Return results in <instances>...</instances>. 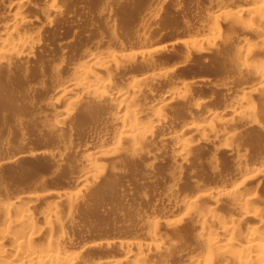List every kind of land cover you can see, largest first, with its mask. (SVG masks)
Returning <instances> with one entry per match:
<instances>
[{"label": "rangeland", "instance_id": "374dc122", "mask_svg": "<svg viewBox=\"0 0 264 264\" xmlns=\"http://www.w3.org/2000/svg\"><path fill=\"white\" fill-rule=\"evenodd\" d=\"M15 1H26L25 4H29L27 7L25 6V9H22L23 14L21 12L20 15L24 18V22L30 21L27 24L28 30L27 25L26 28L24 25L23 31L26 30L25 32L29 33L27 34L33 40L35 47H33V55L30 54L28 59H22V63L18 62L17 58L16 60L12 58V61H5L7 64L1 63L0 65V202L1 200L4 202L14 199L20 193L31 191L36 194L42 188H45L46 191L51 189L50 192H61L68 197L77 194V199L75 197L67 199L68 203H65V205L68 204L67 206H59L62 214L66 210L65 218L71 217L64 218L69 221L66 222L65 227L70 231L66 249L70 250L69 252L85 250L88 255L90 254L91 257H88L89 261L93 262L92 264H100L104 259L124 260L126 255L123 251L114 248L118 243L116 241L136 242L143 245L152 242L149 241L150 239L147 240L150 238L148 234L152 225L144 222V217L146 214L156 215L160 220L158 221V231L160 229L161 232H159L165 237H170V240H189L195 236L192 238L193 240H189L192 242H190L189 252L187 251L189 256L183 255V258H180L182 260L179 259L181 262L175 261V264H188L192 257L191 251L197 247L196 235H194L196 228H193L196 225L188 219V221L182 220L181 209L186 206L189 200L202 201L205 191L225 192L232 188L235 184L231 180H235L240 175L242 163L249 167L264 163V95H262L264 83L260 81V84L259 80H255L252 76L250 78L242 76V70H240L241 58L246 48L255 52L256 59L264 57L262 51V49L264 50V36L261 37L262 34L259 33V30L249 29L254 21L259 19V14H244L239 21L225 16L215 17L214 20L218 22L219 30L218 34L214 35L211 30L209 33L206 32L207 20L200 19L199 14H205L209 8L213 10L237 3V5L243 6L260 0H57V7L62 8L61 15L54 17L53 21L48 23L49 25L44 21L50 14L52 7L50 0ZM10 10L7 7L0 9V15L2 13L8 15L7 19L0 22L1 32L7 33L16 25V22L11 20L13 18H10L14 11L11 10L10 13ZM235 24L238 28L235 27ZM122 26L123 28H121ZM36 33H39L38 36ZM241 37L246 40H241ZM249 39L252 43L249 44V47H245L244 42ZM178 40L185 43L176 46L174 42ZM241 41L243 42L240 43ZM195 49H198L199 52ZM107 53L109 56L114 53L135 56L131 63L128 62L130 64L122 61L125 63H123L125 67H122L119 73L111 72L110 75L108 71H100L99 74L96 72L98 77H104L98 79H106L111 76L113 80L115 79V84L118 83V86L114 84L116 87L110 89V92L115 90L122 94L125 93V87L130 85L134 76L146 75L149 79L155 75L154 79H149L152 81L148 82L145 87H141V91L144 89L141 95L143 100L139 95V98L136 97L139 102L135 99L133 103L134 105L139 104V108L152 105L154 95H169L172 87L183 85V83L189 85L190 88L196 87L195 89L191 88L194 93L192 94L193 98L191 97L190 100L188 98L187 103L185 102L187 100L184 99L183 103L182 100L173 101L169 104L171 106L165 107L167 113L163 111L164 109L156 112L159 107L167 104V100H162L158 107H150V112L153 115L150 117L151 119L147 117L145 120L153 121V118L160 113L167 115V121L158 128L159 130L153 137L144 142L129 141L128 138L123 140L126 137H123L121 142L117 141L112 138V134L119 123L108 116L114 111L116 105L105 104V106L93 94H82L83 92L80 90L75 91L74 95H62L64 96L63 100L61 99L62 102L56 101V98H61V94H65L67 82L70 84L78 73L83 74L85 61L102 56L110 58ZM148 53L153 54L152 58L148 56ZM55 63L57 66L61 65L59 66L60 71L59 68L57 70L52 67ZM80 68L83 70L81 73ZM78 70L80 71L78 72ZM56 71L57 74H54ZM166 72H170V74L167 77H161V74ZM96 73L93 75L94 77H97ZM196 83L201 84L198 85L199 88ZM194 85L195 87H193ZM60 86L64 89H61ZM260 87L263 90H258ZM107 90L109 91V89ZM251 90L253 93H250L252 95L250 97L255 104L254 108L259 106L257 107L258 111L254 109L258 113L254 111L250 117L254 122L249 125L251 127L246 126L248 128L244 127V129L243 121H238L234 128L236 129L235 139L238 141L235 142L234 139L232 144L238 142L239 145L237 144L236 148L240 147L241 149L230 150L231 153L233 150H237L236 154L242 155L240 159L243 162L241 161L240 166L236 163L239 160V156L235 154L236 151L233 153L234 156L227 149L230 147V142L213 143L208 141V143L210 142L208 144L206 141V144L200 137L198 138L192 133L187 132L182 135L181 131L189 121L188 116H198L203 115L204 112H210L219 115L221 119L232 118L234 102ZM76 98H78V102ZM97 99L99 102L96 101ZM130 99L127 97V100L130 101ZM70 100H75L73 101L75 107L68 104ZM53 101L57 103H52ZM199 102L203 103L201 108H198ZM94 103L96 106L92 107L91 104ZM98 105L99 107H97ZM135 107L138 109L137 106ZM66 110L71 114H68L67 119L66 117L64 119L61 116ZM205 124L215 127L218 123L205 121ZM220 126L218 124L216 127L219 131L225 127L224 125ZM117 130L120 131V126ZM187 140L188 143H191V149L188 150L190 159L181 163V161L178 162L173 151L175 146ZM134 142L137 145H134ZM139 144L144 150L135 153L138 155L131 153L135 146H140ZM222 146H225L227 152L226 149L223 150ZM97 147L100 150L102 147L103 150L105 148L114 150L98 165V168H102L101 171H103L99 180L95 181L90 177L86 178L81 169L91 163L89 156L98 149ZM220 147L222 148L220 149ZM116 151L120 153L117 154ZM131 154L134 156L132 157ZM243 155L246 157L243 158ZM244 159L247 162H244ZM215 166L216 168H214ZM222 171L224 172L222 173ZM175 172L180 174V179L176 181V185L172 186L175 182L171 183L169 180L172 173ZM86 181L88 182L86 183ZM179 181L180 183H178ZM255 184H252V187L249 186L251 187L250 192L251 195L253 194L252 197L257 196L256 200L259 201H255V203H258L256 205H259L258 208L263 211V214L264 184ZM257 185L260 188L262 186L263 189L257 188ZM201 188L204 191L201 192ZM255 190L260 194H255ZM180 193L182 194L180 195ZM185 193L187 197L184 196ZM185 197L186 199H184ZM72 199L77 201L75 206ZM52 200L48 198L38 204L34 214L36 218L47 207H54L56 202ZM97 202L100 203L99 207L94 210V205ZM69 204L72 205L73 212ZM62 207H67V209ZM226 208L222 205L219 207L220 214H224L222 217L226 215ZM72 214L74 215L72 216ZM36 222L38 225L46 226L45 220L40 217ZM0 223L1 229L5 226L2 224L1 215ZM260 224L264 228V221ZM112 241L116 243L113 244ZM105 242H110L113 246L108 243L105 246ZM100 244L101 246H99ZM95 245L98 246L93 249L92 247ZM87 248L89 250H86ZM146 255H150V252L141 247L132 258V262L136 263L139 257ZM222 257H225L226 262L224 260L222 262L221 257H219L220 260L218 257L214 260H219L222 264H227V262L228 264H237L231 256H228L230 259L225 255ZM183 259L185 260L183 261ZM214 260L213 264H221ZM148 261L156 263L157 260L149 257Z\"/></svg>", "mask_w": 264, "mask_h": 264}, {"label": "bare ground", "instance_id": "6f19581e", "mask_svg": "<svg viewBox=\"0 0 264 264\" xmlns=\"http://www.w3.org/2000/svg\"><path fill=\"white\" fill-rule=\"evenodd\" d=\"M50 1L52 2L51 3L52 7H51V10L49 12L50 14L48 15L47 18H45V21H44L45 24H47V25H49L48 23L53 21L52 19L54 17L56 18V17L60 16L61 11H62L61 10L62 8L59 9V7H57V2H56L57 0H50ZM25 2L26 1L0 0V9L7 7L9 9H11L12 11H14V14L11 16L9 14V16H10V18H13L11 20H14V22H16V25L9 32L4 33V32H1V30H0V65H1V63L5 64L8 60L12 61V58H14L15 60L17 58L18 59L17 61L21 62L22 59L23 60L28 59L29 55L33 53V47H35L34 46L35 44H34L33 40L31 39V37H29V35H28L29 33L25 32L26 30L23 31V29H24L23 26L25 25V28H26V25L29 24L30 21L26 20L27 22H24L25 21L24 18H22V15H20L22 12V9H25V6L27 7L29 5V4L28 5L25 4ZM28 2H29V0H28ZM237 4H230L229 6H223L220 8L218 7V9L215 8L213 10H211L209 8V10H207L208 12H206L205 14L204 13L199 14L200 19L202 18L203 21H205V19L207 20L206 21L207 23L205 24V25H207L206 26V29H207L206 32L209 33V30H211L213 35H214L219 30L218 22L217 21L215 22V20H214L215 17L225 16L228 18L235 19L234 21H236V19H238V21H239L240 18H242L244 14H249V13L252 14L253 13V14H259V19H257L256 22L254 21L253 24H252V22H250L252 25L249 29L250 30L254 29V31H255V29L259 30L260 31L259 33L262 34L261 37L263 38V36H264V0H260L259 2L257 1L256 3L246 4L243 6L241 4H240L241 6L237 5ZM11 10H10V13H11ZM22 14H23V12H22ZM256 16H258V15H256ZM7 18H8V15H6V13L5 14L2 13L0 15V22L4 21ZM39 23H41V22H39ZM237 24H240V22L239 23L237 22ZM236 26L237 25L235 24V27ZM29 27H30V25H29ZM121 28H123V26ZM236 28H238V27H236ZM236 28H234V30ZM246 29H247V26H246ZM27 30H28V25H27ZM38 34L39 33H36L37 36H38ZM242 38L243 37H241V40H243ZM244 40H246V39L244 38ZM181 41L179 42V40H178L177 42H174V43L176 44V46H180V45H183V43H185V42L182 43ZM191 41H190V43H191ZM243 41H241L240 43H242ZM250 41L251 40L249 39L246 42H244L245 47L246 46L249 47V44L251 45L252 42L250 43ZM186 42H187V40H186ZM31 43H33V44L31 45ZM174 43H173V45H175ZM186 48H188V47H186ZM189 48H191V47L189 46ZM196 51L199 52L198 49ZM262 51L264 54L263 49H262ZM152 55H153L152 53H148V56H151V58H152ZM107 56H109L108 53H107ZM109 57L110 58H103V56H102V57L92 58V59L85 61V63L83 64L84 65V67H83L84 72H83V70H81V68H80L81 71L78 70V72L79 71H80V73L83 72V74L78 73L77 77L75 76L74 77L75 79H73V81L71 80L72 82L70 84H69V82H67L68 85H66L67 89L65 91V94H61L60 95L61 98H56V101L62 102L61 99L65 95L66 96L72 95L73 93L75 94V91L77 92L80 90L83 92V93L80 92L82 94H84V93L93 94L96 98L99 99V101H101L100 103L103 105H105V104H110V105L112 104L114 106L116 105L114 108V111H112L108 116H111L110 118L115 119L119 123V124L118 123L117 124L120 126V131L118 132L117 128L119 126L116 125L118 127L116 128L115 131L113 130L114 133L112 134V138L116 139L117 141L120 140V142H121V139H123V137H126L123 140H126L128 138L129 141L140 140L141 142H144L148 138L153 137L155 135L156 131L159 130L158 128H160L161 125H164L165 122L167 121V118H166L167 115H163L162 113L159 112L160 114L158 116L156 115V117L154 114L155 118H153V121H151L150 117H152L153 114H151V112H150V107H156V106L158 107L159 106L158 104L162 100H167L168 102L165 106L160 105L161 107L158 108L159 110L157 109L156 112L158 113V111H162L163 109H164L163 111H165V107L175 100H178L177 102H179V100L180 101L182 100V103H183V99L187 100L189 98V100H190L191 97L193 98L192 94H194V93H192L191 90L196 88L195 85L193 86L195 88L191 87L192 88L191 89L189 87V85L188 86L184 85V83H183V85L182 84L181 85H175L174 84L175 86L170 89L169 95H167V94H166V96H157V95L155 96L154 95L153 96V104L151 103L152 105L148 106L144 102L145 105H147V106L146 107L142 106L141 108H139V106H140L139 104L136 103L137 105L136 104L134 105L133 103H134L136 97H138L139 95H140L139 97L141 99V95H142V92L144 90L143 89L141 91V89H142L141 87L142 86L145 87L148 84V82L152 81L149 79H152L155 75L152 77L150 76L151 78H149V79H148V77H146V75L145 76H143V75L134 76L130 82V85L129 86L126 85L128 87H125V85H124V87L126 88V89L123 88L126 90V91H124L125 93L122 94L119 91L117 92L115 90H113V91L111 90L112 92H110V89H112L113 87H116L115 85H117L118 83L115 84V81H114L115 79L113 80V78L111 76H108L109 78H106V79H98L101 77L100 75H99L100 77H98V74L100 73V71H108V72H110V75H111V72H115V73L118 72L119 73L121 68L125 67L123 65L125 63H128V62L131 63V60L135 59V56L133 57V56H130V54L127 55L126 53L125 54L114 53L113 55H110ZM19 59H21V60H19ZM241 59H242V64L240 63L241 64L240 70H242L241 71L242 76H247L248 78H250V76H252V77H254L255 80H257V81L259 80L258 82L260 84H261L260 81H262L264 83V57L260 58V59H256L255 52H253L249 48H246L244 51L243 57ZM147 60H148V58H147ZM122 61H124L125 63ZM120 62L122 63V65ZM130 63H128V64H130ZM54 65L52 67L57 69V70H58L59 66H61V65L57 66L56 63ZM175 68H176V66H175ZM59 71H60V68H59ZM96 72L97 73L99 72V73L97 74ZM95 73L97 74V77L93 76ZM54 74H57V71ZM168 74H170V72L163 73V74H161V77H167ZM173 77H174V75L172 76V78ZM101 78H104V77H101ZM145 82H147V83L145 84ZM198 85L200 86L201 84H197L196 86L198 87ZM60 87H61V89H64V88H62V86H60ZM250 88L252 89V87H249V89ZM107 89H109V91ZM247 89H248V87H247ZM168 90H169V88H168ZM258 90H263V88L261 89V87H260V89L258 88ZM63 93H64V91H63ZM250 93L252 94L253 91L252 90H251V92L247 91V93H245L243 96H241L242 97L241 99H237L236 102H234L235 105H233V110H232V112L234 113V116L230 114L231 116H233L232 118L227 117V118L221 119L219 115L211 114L210 112H204L203 115H198V116H196V115L193 116V115L189 114L191 116H188L189 119L187 117V119L189 120L188 123H187V119H186L187 125L184 123L186 126L183 127V129L181 131L182 135H183V133L185 134V133L189 132V133H192L193 135H196L198 138L200 137L203 141H205L204 143H206V141H207V143H208V141L213 142V143L214 142L218 143L220 141H228L232 144V141L236 138V133H235L236 129H234V128H236L239 120L243 121L242 122L244 124V126H242L243 128L244 127L245 128L251 127L249 125H251L252 123L254 124V122H252L253 120L250 117L253 115L254 111L257 110V107H259V106H256V109L254 108L255 104L250 97V96H252V95H250ZM257 93H258V91H257ZM259 94H260V91H259ZM62 95H64V96H62ZM262 95H264V93ZM127 97H130L132 100L131 99H130V101L127 100ZM239 98H240V96H239ZM77 99L78 98H76V100ZM98 99L96 101H98ZM93 100H95V99H93ZM141 100H143V99H141ZM73 101H75V100H73ZM73 101L70 100V102H68V104L70 103L69 105H73ZM96 101H95V103H96ZM196 101H198V100H196ZM201 101H203V100H201ZM77 102H78V100H77ZM137 102H139V101L137 100ZM185 102L187 103L188 100ZM52 103H57V102L53 101ZM95 103L91 104V105H93L92 107H94ZM201 104H203V103L199 102L198 108H201V106H203ZM74 105H75V103H74ZM74 105H73V107H75ZM76 106H78V105L76 104ZM135 106H137L138 109ZM169 106H171V105H169ZM206 106H204V107H206ZM97 107H99V105ZM198 108L196 107L195 109L197 110ZM257 111H255V113H258ZM225 113H227V112H225ZM68 114H71V113H69L68 110H66L62 113L63 116H61L60 114L59 115L61 117H64V119H65V117L67 119ZM186 114H184L185 117H186ZM147 117H149L150 119L145 120V118H147ZM205 121L206 122L209 121L212 123L217 122L221 126L224 125L225 127L223 130L219 131L218 129H216L218 124L216 126L214 124L215 127H213L210 125H206ZM255 122L257 124L258 121L256 120ZM246 126H248V127H246ZM260 128H262V127H260ZM164 130H166V129H164ZM166 133H167V131H166ZM176 138H178V137H176ZM157 140L159 141V139H157ZM140 141H138V142H140ZM190 141H191V139H190ZM236 141H238V140L235 139V142ZM162 142H165V141H162ZM189 143L187 140L186 142L183 141V142L179 143L177 146H175L173 154L179 160L178 162L181 161V163L182 162L185 163V161L187 159H190V157L188 155L189 154L188 150L191 149L190 148L191 143L190 144ZM217 143H215V144H217ZM223 144H224V142H223ZM231 144L229 145L230 146L229 148H227V145L224 144L230 153H231V151H230L231 149H239L240 148L239 146H237L239 148H236V145L237 144L239 145L238 142H237V144H235L233 142V144H235V145H233V144L231 145ZM134 145H137L136 142H134ZM225 146H222L223 150L226 149V148H224ZM98 147H100V146H98ZM222 147H220V149ZM101 149L102 150H100L98 148L97 150H94V152L92 154H90V156L88 155L90 157V158L88 157L90 159L89 162H91V163L88 164L87 167H83V169H81L82 174H84V176L86 178L90 177L95 181L97 179L99 180V177L101 176L103 170L101 171L102 168L99 169L98 165L109 154H112L111 151L114 150L113 148L112 149L111 148H105L103 150V147ZM120 149L121 148H119V150ZM132 149H133V147L131 148V150ZM227 149H226V152H227ZM143 150H144V148L141 145L138 147L135 146V148L131 151V153H134V154L140 153ZM239 151H238V153H239ZM118 152H117V154H118ZM234 152L236 154L237 150H233V153ZM233 153H231V155ZM129 154H130V152H129ZM235 154H233V155L235 156ZM135 155H138V154H135ZM236 155L239 156L238 154H236ZM133 156L134 155H132V157ZM237 156H236V158H237ZM240 157H242V155L239 156V158H238L239 160H237L238 162L236 161V163H238V165L243 162V160L240 159ZM245 157L246 156L243 155V158H245ZM59 162H60V160H59ZM59 162H58V164H60ZM244 162H247V161L245 160ZM258 162H260V161H258ZM255 164H257V163H255ZM243 165H245V164L242 163V170H241V173H239L240 175L235 180L234 179L231 180V182L233 181L235 184L234 186L232 185L233 186L232 188H230L229 190H227L225 192H223V191H221V192H215V191L210 192L211 190L208 189L209 192L205 191V193H203V200L201 199L202 201H199V200L190 201L189 200V202H187L186 206L183 209H181L182 210L181 215L183 218L182 220L188 219V220H190V222L193 221L192 223H194L196 225V226L194 225L195 227H193V228H196V232L192 231V230H190V231L196 233V234H194V233L193 234L196 235L195 241L197 242V244H196L197 247L195 250L192 249L194 251V253H193V251L190 250L192 252L191 253L192 257H190V259L188 258L189 259L188 264H213L214 258H217V257L219 260H220L219 257H221L222 262H224L225 257L223 258L222 257L223 255H225L227 257L231 256L237 264H264V228L260 224V223H262V221H264V220H262V219H264V213L262 214L263 211L260 208H258L259 205H256L257 202L255 203V201H259V200H256L257 196L252 197L253 194L251 195V192H250L252 184H255V183H257V184L259 183L260 185L264 184V163H262V164L259 163V165H257V166L253 165L255 167H249V165L248 166H246V165L243 166ZM217 166H219V165H217ZM214 168H216V166ZM217 169H218V167H217ZM214 172H215V170H214ZM223 172L224 171H222V173ZM179 175L180 174L175 172V173H172V176H170L169 181H171V183L175 182V184L173 183L172 186L177 184L176 181H178L180 179ZM235 176H233V177H235ZM87 182L88 181H86V183ZM178 183H180V181ZM38 186L41 187L40 185H38ZM170 186H171V184H170ZM249 186H251V187H249ZM257 188L263 189L262 186L260 188V187H258V185H257ZM44 189L42 188L36 194H33L31 191L29 193H23L22 192L23 194L20 193L16 197L14 196L15 198L11 199V200L9 199L10 201L8 200V201L2 202V200H1V202H0V215L2 217V224H4L5 226H3L4 228L2 227L0 229V264H92L93 262L92 261L90 262L89 257H88V256H90V254L88 255L84 249H82L84 251H78L77 250L76 252H74L75 250L72 252H69L70 250L66 249L67 239L70 237L69 236L70 231L68 228L65 227L66 222L68 221L65 219H68L70 216L68 218H65L64 213L66 212V210L62 214L61 209L59 210V206L65 205L66 202L68 203L67 199H69V197L70 198L75 197L77 199L78 195L75 194V195H70L68 197V195H65L61 192L60 193L52 192V191L50 192L51 189L48 191H46ZM200 191L202 192L204 190L201 188ZM256 193H258V191H256L255 194ZM69 194H71V193H69ZM181 194L182 193H180V195ZM258 194H260V193H258ZM184 196L187 197L186 193ZM80 197H81V195H80ZM177 197L179 198L178 195H177ZM186 197L184 199H186ZM254 197H255V200H254ZM48 198L50 200L51 199L55 200L56 204L54 205V207H50V206L47 207L42 213L39 211L40 213L37 216L40 217L41 219L45 220V222H46V226H41V225H38V223L36 222L38 217L36 218V216L34 214H35V210L37 209V206H39L38 204L43 203ZM79 199H78V201H79ZM176 199L177 198L175 197V201H176ZM75 202L77 203V201L73 200L72 203H75ZM80 202H81V200H80ZM76 203L74 204V206L76 205ZM44 204H46V203H44ZM99 204L100 203H98V202L95 203L94 210H96V208L99 207ZM67 205L68 204H66L65 206H67ZM221 205L227 207L226 208L227 212L225 213L226 214L225 217L224 216L222 217L223 213L220 214L221 208L219 209V207H221ZM69 206L73 212V209H72L73 207H71L72 205L69 204ZM64 208L67 209V207H64ZM70 209L68 211L71 214ZM222 211H224V210H222ZM73 215L74 214H72V216ZM67 216H68V214H67ZM144 218H145L144 222H148V224L152 225V227L149 229V234H148V235H150L149 236L150 238L147 239V240L150 239L149 241H152V242H150L147 245H143V244H138L136 242H127V241L126 242H121V241L119 242V241H116V242H118V243H116L114 241L117 244V246L114 248H119V250H122L123 253L126 255L125 259L120 260V261H113V260H109V259H104L100 264H175L177 261L181 262L180 260H182V259H180V258H183V255L189 256L187 254V251L190 247V242H191V241L189 242V240H193L192 238L195 236L192 235L193 237L192 238L190 237L191 239H189V240L177 239V238H176L177 240H175V239L170 240L169 239L170 237L163 236L160 233L161 232L160 229H159L160 232L157 229L158 221H160V220H158L159 217H156V215H147L146 214ZM145 224H147V223H145ZM193 230H195V229H193ZM114 242L112 241L111 243L115 244ZM107 243L110 244V242H107ZM107 243L105 242V246L108 245ZM101 244H103V243H101ZM101 244L99 246H101ZM110 245L113 246L112 244H110ZM97 246L98 245H95L92 248L93 249H94V247L97 248ZM192 246H194V245H192ZM109 247H107V248H109ZM141 247L146 249L147 251H149L150 255L139 257L137 260L138 263L137 262L133 263L132 258L137 254V251ZM71 249H74V248L71 247ZM89 249L91 250L90 247H89ZM89 249L87 248L86 250H89ZM191 254H190V256H191ZM149 257L155 258L157 260L156 263H155V261H154V263L149 262L148 261ZM185 259H187V258H185ZM185 259H183V261ZM228 259H230V257H228ZM219 260H216V261L221 263ZM216 261L214 260V262H216ZM218 262H216V263H218ZM227 264H228V262H227Z\"/></svg>", "mask_w": 264, "mask_h": 264}]
</instances>
